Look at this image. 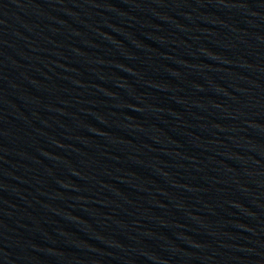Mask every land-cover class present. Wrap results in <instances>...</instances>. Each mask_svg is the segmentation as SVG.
Returning a JSON list of instances; mask_svg holds the SVG:
<instances>
[{
    "label": "water",
    "instance_id": "water-1",
    "mask_svg": "<svg viewBox=\"0 0 264 264\" xmlns=\"http://www.w3.org/2000/svg\"><path fill=\"white\" fill-rule=\"evenodd\" d=\"M0 264H264V0H0Z\"/></svg>",
    "mask_w": 264,
    "mask_h": 264
}]
</instances>
